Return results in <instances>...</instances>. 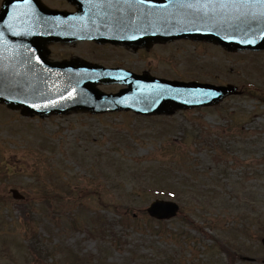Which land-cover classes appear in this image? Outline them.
<instances>
[{"label": "rangeland", "instance_id": "rangeland-1", "mask_svg": "<svg viewBox=\"0 0 264 264\" xmlns=\"http://www.w3.org/2000/svg\"><path fill=\"white\" fill-rule=\"evenodd\" d=\"M85 53L106 66L240 93L160 118L39 120L0 105V264H264V52L180 41L133 61L89 45L66 57ZM155 199L176 202L178 216L149 218ZM88 213L104 219L90 226Z\"/></svg>", "mask_w": 264, "mask_h": 264}, {"label": "water", "instance_id": "water-1", "mask_svg": "<svg viewBox=\"0 0 264 264\" xmlns=\"http://www.w3.org/2000/svg\"><path fill=\"white\" fill-rule=\"evenodd\" d=\"M31 1L5 0L0 11V103L20 110L23 116L44 118L77 111L168 115L177 110L214 106L236 93L233 86L124 75L78 60L49 62L46 46L51 42H106L98 35L117 30L107 24L101 27L102 20L97 21L99 26L87 25L82 18L86 6L92 7L93 14L109 16L111 24L117 23L121 38L106 39L112 43L149 49L153 44L186 39L219 45L229 52L264 50V17L258 15L264 6L258 0H248L242 6L241 0H213L218 5L213 8L199 6L207 0L84 1L77 3L79 14L72 16L69 36L59 33L57 14ZM98 84L127 88L114 95L104 94ZM12 195L14 199L22 198L16 191ZM177 212L176 204L162 200L152 202L147 209L149 216L157 220H168Z\"/></svg>", "mask_w": 264, "mask_h": 264}, {"label": "flooded vegetation", "instance_id": "flooded-vegetation-1", "mask_svg": "<svg viewBox=\"0 0 264 264\" xmlns=\"http://www.w3.org/2000/svg\"><path fill=\"white\" fill-rule=\"evenodd\" d=\"M2 1L3 0H0V7H1ZM39 1L44 6H46L48 9H51V10H54V11H58V12H65V13H76V12H78L77 3H81V4L84 3V0H39ZM89 2H92V3L94 2V3H97V4L103 3L102 0H93V1H89ZM91 8L92 7H85V9L87 11H89V12H91ZM91 17L94 18V19L102 20V22H100V24L102 26H104L105 24L110 25L108 23V21H107L109 16L97 15L96 14V15L91 16ZM82 44L89 45L90 48L92 49V51H94V52L102 50L103 51L102 55H104V56L111 55L113 58L125 57L126 52L130 53L132 51V50H126V49H124L122 47H114V46H109V45H105V46L99 47V46H96L93 43H82ZM64 49H67V51H65L67 53H74L76 51L75 46L74 47H66ZM104 50H105V52H104ZM116 52H118L119 55H117ZM67 53H63L62 55H67ZM83 55H89V54L85 53ZM112 67H121V68H125V69H128V70H131L130 68L124 67V66H121V65H114Z\"/></svg>", "mask_w": 264, "mask_h": 264}, {"label": "snow or ice", "instance_id": "snow-or-ice-1", "mask_svg": "<svg viewBox=\"0 0 264 264\" xmlns=\"http://www.w3.org/2000/svg\"><path fill=\"white\" fill-rule=\"evenodd\" d=\"M142 2H143V0H142ZM258 2L260 5L264 6V0H258ZM246 4H248V0H241V6L246 5ZM199 6L202 8H213V7H216L218 5L215 4L213 2V0H207L206 3L200 4ZM188 7H193V5L189 4ZM258 15L261 17H264V11H261L260 13H258Z\"/></svg>", "mask_w": 264, "mask_h": 264}, {"label": "trees", "instance_id": "trees-1", "mask_svg": "<svg viewBox=\"0 0 264 264\" xmlns=\"http://www.w3.org/2000/svg\"><path fill=\"white\" fill-rule=\"evenodd\" d=\"M98 219H99V218H98ZM97 221H99V220L93 221V224H96V223H97Z\"/></svg>", "mask_w": 264, "mask_h": 264}]
</instances>
